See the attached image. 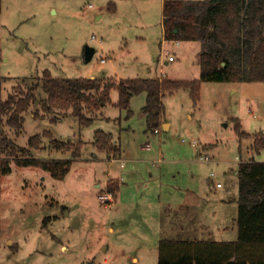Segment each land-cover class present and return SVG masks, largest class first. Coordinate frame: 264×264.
<instances>
[{
	"label": "rangeland",
	"instance_id": "obj_1",
	"mask_svg": "<svg viewBox=\"0 0 264 264\" xmlns=\"http://www.w3.org/2000/svg\"><path fill=\"white\" fill-rule=\"evenodd\" d=\"M87 46L95 49L90 60L85 56ZM0 47L1 101L15 86L25 85V79L30 81L46 69L55 77L121 79L160 76L186 63L193 67L199 62L196 52L201 43L164 38L163 0H2ZM233 85L236 92L230 91ZM112 97L118 99L117 89ZM142 97L138 94L131 102L130 122L136 132L146 117ZM164 98L173 126L161 134L168 138L165 146L177 152L175 157L184 151L194 152L195 141L197 147L212 145V161L202 162L194 156L195 162L180 169L176 184L188 183L191 170L206 184L215 171V183L238 191L235 170L240 155L264 161V151L248 153V148L253 149L254 133L264 131V81L203 82L197 105L185 88ZM37 107L32 104L24 113V127L18 134L6 126L7 135L18 145L28 146L30 136L45 129L59 139H84L86 143L82 158L73 160L64 178H55L38 166L18 164H13L9 174L0 172V264H158L155 233L169 236L171 232L157 231L159 218H164L166 226L179 224L178 232H171L173 237L189 235L181 229L185 209L175 214L128 204L116 209V202L106 205L100 201L96 184L105 183L108 162L93 159L95 153L103 157V152L92 142L98 130L116 133L117 124L101 120L97 109L88 113L94 117L88 126H80L75 116L51 122L50 115L34 117ZM119 110L108 106L105 113L120 115ZM237 117L242 131L251 136L240 139L235 129ZM48 142L43 138L45 147ZM32 151L38 158L71 157L68 150ZM113 165L120 168L119 162ZM237 210L233 216L237 217ZM175 218L179 223H173ZM230 222L236 227L237 238V224Z\"/></svg>",
	"mask_w": 264,
	"mask_h": 264
},
{
	"label": "trees",
	"instance_id": "obj_2",
	"mask_svg": "<svg viewBox=\"0 0 264 264\" xmlns=\"http://www.w3.org/2000/svg\"><path fill=\"white\" fill-rule=\"evenodd\" d=\"M1 8L2 0L0 12ZM163 27L165 39L201 43L198 78L55 77L46 69L30 81L25 79V85L15 86L0 101V172L9 174L13 164H18L38 166L55 178H64L73 158L82 154L81 140L59 139L49 129L31 135L28 146L18 145L9 137L6 126L18 134L24 127V113L32 104L38 106L35 118L50 115L51 122H57L75 116L80 126H88L94 122L88 113H95L102 104L114 103L131 113V98L146 92L142 113L148 129L155 131L161 126L163 97L168 93L188 89L197 105L203 82L264 81V0H164ZM113 89L119 92L116 102L111 97ZM235 129L240 139L251 136L242 131L238 118ZM253 137V150L264 151V132H256ZM43 138L49 139L47 147ZM94 144L100 149L110 148L111 134L96 131ZM33 148L68 150L73 158H38ZM238 170L236 240L162 239L158 264H264V161L242 159ZM108 189L117 191L115 180H109Z\"/></svg>",
	"mask_w": 264,
	"mask_h": 264
},
{
	"label": "crops",
	"instance_id": "obj_3",
	"mask_svg": "<svg viewBox=\"0 0 264 264\" xmlns=\"http://www.w3.org/2000/svg\"><path fill=\"white\" fill-rule=\"evenodd\" d=\"M177 43H180V40H177ZM197 50L196 59H199L197 65L195 64V66L191 67L189 63H186L183 68H171L168 74L162 73L160 76H147L144 78H198L201 72V47ZM174 60L175 58L173 61ZM168 62L169 60L165 61V63ZM180 90L168 94L173 96ZM230 91L236 92L237 88L233 85ZM141 93L143 94V100H145L144 104H142L143 107L146 104L147 93ZM137 95L138 94L131 98V102ZM164 97L163 99H165ZM112 100L113 102H116L118 99L115 100L112 97ZM131 102L130 108L132 112L129 113L127 109L119 107L120 115H110L105 113L108 106L118 107L114 103L102 104V106L97 108V113L100 112L99 115L102 114L101 120L117 124V131L115 133L113 131L104 130L105 132L111 134L113 145L110 148L100 149L94 144V141L92 142L98 150H100V152H103L101 153L103 154V157H100L98 153H95L93 159L105 160L108 162L105 183L102 185L99 181V183L96 184V187H99L100 190L104 188L108 189L109 180L116 181V184L118 185V189L115 192L116 199L114 201L116 202L114 205L116 209H124L125 207L123 204H128L131 208L137 205L138 209H168L171 214H175L178 209H185V215H182L180 220L182 226L184 227L181 229L189 231V235L187 237H181L179 235L180 238L217 241L236 240V227L233 226L230 221L233 220L236 222L237 218L236 216H233V213H235V209H238L239 183L238 191L235 187L232 189L229 186H224V184L218 187V182L215 183L213 176L210 175V177H208V183L205 184L201 182L197 173L191 170L189 173H191L192 178L188 183L176 184L178 183V177L181 173L180 169L188 166V163L195 162L194 156H197L199 159L200 153H208L210 155V148L212 145L210 143L200 147L193 145L195 146L194 152L184 151L181 152L178 158L175 157L177 152L169 146H165L167 145L168 138L163 137L161 134L163 129L170 131L173 126V120L167 117L165 105L164 116L162 117V123L159 127V131L149 130L147 126V119L144 117L145 120L143 119V125H141L139 132H136L135 125L130 122L133 113ZM124 134H126V136H124ZM139 140L143 142H140ZM85 143L86 141L83 139L82 151ZM251 151H253V149L248 148V153ZM79 157L82 158V154ZM68 158H73L72 154L71 157ZM77 158L78 157L73 158V160ZM239 158L241 161L242 159L248 160L252 157H244L243 155H240ZM201 161L203 162L204 160ZM210 161H212V159L207 162ZM115 162H119V169L114 167L113 163ZM176 163H179V167H177ZM238 172L239 170L236 169L235 173L238 174ZM158 220L157 231H160L162 234L166 231H171L173 233L178 232L177 229L179 227L177 225L179 224L175 227H173L172 224L166 226L163 223L165 222L164 218H162V220L159 218ZM173 223H179V219H173ZM171 232L169 236H156L155 233L154 243L159 245V242L162 239H178L175 238V236L173 237ZM10 240L12 239H9V241Z\"/></svg>",
	"mask_w": 264,
	"mask_h": 264
},
{
	"label": "built area",
	"instance_id": "obj_4",
	"mask_svg": "<svg viewBox=\"0 0 264 264\" xmlns=\"http://www.w3.org/2000/svg\"><path fill=\"white\" fill-rule=\"evenodd\" d=\"M175 57L173 55H169V59L173 60ZM102 61H104V59H102ZM159 128H156L155 131H159ZM193 145H197V142H193ZM199 159L204 160V161H209L211 159V156L208 153H200L199 154ZM216 172L212 171L211 172V176H215ZM217 186L220 187L222 186L221 182L217 183ZM99 195V199L102 203L106 204V205H111L112 203H114L115 199H116V194L114 191H111L107 188L101 189L98 193Z\"/></svg>",
	"mask_w": 264,
	"mask_h": 264
},
{
	"label": "water",
	"instance_id": "obj_5",
	"mask_svg": "<svg viewBox=\"0 0 264 264\" xmlns=\"http://www.w3.org/2000/svg\"><path fill=\"white\" fill-rule=\"evenodd\" d=\"M95 49L93 47L87 46L86 50H85V56L87 60H90L93 53H94Z\"/></svg>",
	"mask_w": 264,
	"mask_h": 264
}]
</instances>
